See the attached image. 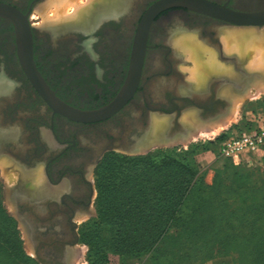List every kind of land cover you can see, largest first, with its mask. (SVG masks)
<instances>
[{
	"label": "flooded vegetation",
	"instance_id": "1",
	"mask_svg": "<svg viewBox=\"0 0 264 264\" xmlns=\"http://www.w3.org/2000/svg\"><path fill=\"white\" fill-rule=\"evenodd\" d=\"M44 1L0 3L28 18L36 69L55 96L73 108L91 111L111 104L129 79L138 37L142 31L146 35L133 96L111 118L80 124L53 113L21 66L14 25L0 18V159L18 170L16 183L11 188L6 184V195L12 189L7 200L43 264H74L79 225L93 210L91 175L101 157L139 148L149 123L159 115L192 110L205 123L220 119L232 105L223 93H244L251 77L213 74L196 88L181 70L189 63L176 54L172 41L196 31L222 63L238 72L236 59L223 52L219 21L181 8L147 19L160 0H110L95 6L89 26L44 25L34 16ZM209 1L246 14L264 10V0Z\"/></svg>",
	"mask_w": 264,
	"mask_h": 264
},
{
	"label": "trees",
	"instance_id": "2",
	"mask_svg": "<svg viewBox=\"0 0 264 264\" xmlns=\"http://www.w3.org/2000/svg\"><path fill=\"white\" fill-rule=\"evenodd\" d=\"M227 139H217L219 154ZM195 153L159 150L123 164L129 189L112 185L104 201L99 194L100 217L111 220L117 237L129 244L122 248L148 249L156 229L159 264H206L217 253L232 257L233 264H264V170L234 169L229 196L220 181L208 186L196 178ZM14 260L0 255V264H18Z\"/></svg>",
	"mask_w": 264,
	"mask_h": 264
},
{
	"label": "rangeland",
	"instance_id": "3",
	"mask_svg": "<svg viewBox=\"0 0 264 264\" xmlns=\"http://www.w3.org/2000/svg\"><path fill=\"white\" fill-rule=\"evenodd\" d=\"M48 1L50 0H45L41 6L35 9L34 16L38 18L35 22L45 23L43 21L44 16L38 10ZM94 8L95 6H93ZM48 12L51 14L50 11ZM187 34L198 35L196 31ZM190 65L189 63L188 66ZM234 116L232 122L216 134L200 131L197 134L195 133V136H192L188 141H174V145L165 147H159L158 144L153 145L154 148L150 151L138 155H129L121 151L103 155L91 175L94 188L93 215L81 219L78 231L79 242L77 249H75L77 256L74 259V264H159V236L156 235V229L152 232L151 246L148 249L140 251L141 248L137 249L130 246L122 248L121 245L129 244L126 240L124 242L120 241L117 237V230L110 227L111 220L106 222L103 217H100L99 210L103 209L101 205L98 209L95 205L99 194L102 196V201L106 200V195H108L112 185L129 189L128 185L125 184L129 175L122 174L120 168L123 164L132 166L133 164H130L129 161L135 162L136 159L145 157L149 153H156L159 150H174L177 153L196 150V153L192 156L195 158L194 163L197 165L196 178L201 176L203 184L208 186L220 181L221 188L223 186L221 192L223 191L227 195L230 193V189H228L230 175L234 169L239 172L255 168L264 170V151L256 156L243 157L241 163L235 165L232 160H225L219 154L217 144V139L222 136L233 138L244 133L260 130L261 125H264V91L257 97L244 98L238 107L237 113L232 115L231 118ZM201 147L207 151H200ZM10 171H7V173ZM219 172L223 173L218 174ZM6 184L8 185L5 173L0 168V255L3 259L13 257L15 258L14 263L18 264H39L27 241V235L17 221L12 205L7 200ZM153 240H157L158 243L153 244ZM254 251H257V249H252L251 253L254 254ZM206 264H233V260L225 253H217L208 258ZM247 264H253V259L249 260Z\"/></svg>",
	"mask_w": 264,
	"mask_h": 264
},
{
	"label": "bare ground",
	"instance_id": "4",
	"mask_svg": "<svg viewBox=\"0 0 264 264\" xmlns=\"http://www.w3.org/2000/svg\"><path fill=\"white\" fill-rule=\"evenodd\" d=\"M109 2L110 0H50L38 12L44 16L43 21L45 23L43 24L84 22L86 26H89L95 21L94 18H91L94 11L93 6L107 5ZM220 41L224 54L236 59L239 73L235 71L236 68L233 65L220 62L215 48L213 49L201 42L194 34H183L172 41V47L176 54L182 55L186 62L191 64L190 66H183L181 70L188 73L189 80L196 88L204 87L213 74L230 75L235 79H240V76L249 74L251 77L250 87L244 93H238V96L233 95L228 90L223 93L231 98L232 105L229 114L227 116L222 115L223 117L219 116L220 119H213L205 123L195 116V111L186 112L182 121L190 131L187 136H178L172 142L188 141L200 131L216 134L232 122L235 116L233 118L231 116L237 113L244 98L257 97L264 91V27H223L220 29ZM229 89L233 91L232 87ZM159 119L163 118H154L151 138H149L147 145H159L156 140L159 141V131L164 122ZM9 165L7 159H0V168L3 169L5 179L10 186L16 183L18 170ZM7 168H10L8 171L11 170L9 173H7Z\"/></svg>",
	"mask_w": 264,
	"mask_h": 264
},
{
	"label": "water",
	"instance_id": "5",
	"mask_svg": "<svg viewBox=\"0 0 264 264\" xmlns=\"http://www.w3.org/2000/svg\"><path fill=\"white\" fill-rule=\"evenodd\" d=\"M175 8L186 9L193 13L205 16L208 19L219 21L223 23V25L220 26L221 28L264 27V10H253L249 11L246 14L229 9L225 6H218L209 0H160L151 8L147 19H149L151 15L156 14L157 12H159L160 14L169 9ZM0 18L8 20L14 25L17 35V44L21 66L27 77L30 79L31 83L47 101L54 114H58L72 122L80 124H92L96 122H101L111 118L117 112H119L127 104L129 99L133 96L140 79L144 62L146 35H143V31L141 33L142 36L140 35L138 37V40L135 45L134 57L130 69L129 79L123 89L118 94L117 98L111 104L105 107L91 111H83L80 109L73 108L59 100L55 96V94L49 89V87L45 84L44 80L38 73L32 58V32L28 22V18L26 16H23L22 13L16 8L2 3H0ZM226 58L231 59L233 57L226 56ZM230 110L231 106L228 107V110L223 116H227ZM186 112L190 111H184L181 116L159 115V117L163 118L159 120L164 121L163 126L159 131V141L156 140L157 143L159 142V147L174 145L175 143L172 141L175 138H177L178 136L188 135V132L190 130L182 121L183 115ZM153 122L154 120L152 119L149 123L146 135L144 136L139 148L136 147L137 149L119 151L129 155H138L146 153L152 148H154V144L147 145L149 138H151ZM168 141L170 142L167 143ZM10 193H12V189H9L7 191V197L10 196H8V194ZM92 195L94 196V191ZM91 215H93V210ZM35 256L37 257V260L41 264H43L37 253H35Z\"/></svg>",
	"mask_w": 264,
	"mask_h": 264
},
{
	"label": "built area",
	"instance_id": "6",
	"mask_svg": "<svg viewBox=\"0 0 264 264\" xmlns=\"http://www.w3.org/2000/svg\"><path fill=\"white\" fill-rule=\"evenodd\" d=\"M263 148L264 130L260 129L227 139L220 145V155L238 165L243 157L259 155Z\"/></svg>",
	"mask_w": 264,
	"mask_h": 264
},
{
	"label": "crops",
	"instance_id": "7",
	"mask_svg": "<svg viewBox=\"0 0 264 264\" xmlns=\"http://www.w3.org/2000/svg\"><path fill=\"white\" fill-rule=\"evenodd\" d=\"M260 129L264 130V125H261Z\"/></svg>",
	"mask_w": 264,
	"mask_h": 264
}]
</instances>
